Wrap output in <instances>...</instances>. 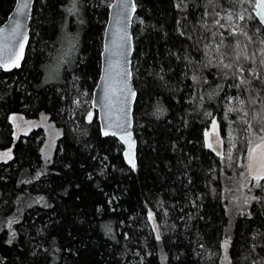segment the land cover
Instances as JSON below:
<instances>
[{
  "label": "trees",
  "instance_id": "trees-1",
  "mask_svg": "<svg viewBox=\"0 0 264 264\" xmlns=\"http://www.w3.org/2000/svg\"><path fill=\"white\" fill-rule=\"evenodd\" d=\"M112 1L76 0L70 12L72 0H36L22 66L0 67V150L13 154L0 161V264H220L227 238L233 264H264V179L233 209L239 165L206 136L217 121L230 147L234 132L236 157L259 141L264 25L255 0H136V167L91 114ZM15 3L0 0V23ZM14 113L56 125L51 160L44 128L16 136Z\"/></svg>",
  "mask_w": 264,
  "mask_h": 264
},
{
  "label": "water",
  "instance_id": "water-1",
  "mask_svg": "<svg viewBox=\"0 0 264 264\" xmlns=\"http://www.w3.org/2000/svg\"><path fill=\"white\" fill-rule=\"evenodd\" d=\"M19 2L20 0H16L7 19L0 23V48L8 45L0 54V64L3 65L0 67L4 71H12L22 66L30 42L36 0H26L28 7L24 9L25 15H19L17 12ZM136 12V0H113L110 4L101 54V72L93 91L91 111V114L97 111L103 136H114L123 145L125 162L131 167L138 164V139L134 119L138 91L133 79L135 51L133 25ZM255 15L260 21L256 11ZM17 19L21 25L20 34L12 38L11 29ZM17 61L19 67H12L11 65ZM214 126L219 129L217 121L212 127ZM208 135L207 133V138ZM261 143L262 141H259L255 145ZM249 175L253 179L264 176V169H261L258 163L253 165L251 157Z\"/></svg>",
  "mask_w": 264,
  "mask_h": 264
},
{
  "label": "rangeland",
  "instance_id": "rangeland-1",
  "mask_svg": "<svg viewBox=\"0 0 264 264\" xmlns=\"http://www.w3.org/2000/svg\"><path fill=\"white\" fill-rule=\"evenodd\" d=\"M59 59L55 61V65L53 66V69L56 71L57 66L59 64ZM57 75L58 73L55 72ZM54 74H51V78H54ZM10 119L13 123L14 127V134L16 136H20L23 134H28L32 130L43 127L44 128V136H43V144H42V152L43 156L46 158V160H51L53 158L55 148L57 145L58 138L60 136V131L56 127V125L49 119L47 115H42L39 118H28L24 114L21 113H14L10 115ZM213 126V125H212ZM208 130V144H210L212 147L217 149L221 156L223 157V161L227 163L229 166L233 165V163L236 161L235 164L239 165V167H242V172L240 171L239 167L236 168L238 178L236 182L234 183V187L230 189L229 193L230 195L235 196L233 199L234 202L231 203V207L233 209H241L244 205L247 206L248 203H251L256 196L253 194L247 193L246 189L248 184L255 180L250 177L249 175V155L248 150L252 148L256 143L252 142L249 146V149L246 151V154L243 155L241 153L242 148L240 149V155L238 157L234 156L235 149L238 143V139L236 137V134L232 131H230L228 137L230 140V147H227L225 145V139L222 138V136L219 135L218 129L216 126L212 127ZM260 136H264V133H260L258 136V140L261 141ZM257 140V141H258ZM13 157L11 149L7 150H0V161H7ZM239 197L245 199L243 203L241 202H235V199H238ZM151 222L155 231V234L157 238H160V230L159 225L155 219V217L151 218ZM225 241H228L227 250L225 251L224 243ZM223 243V252L220 259V264H233L232 259L230 257L229 253V247H230V239L227 238Z\"/></svg>",
  "mask_w": 264,
  "mask_h": 264
},
{
  "label": "snow or ice",
  "instance_id": "snow-or-ice-1",
  "mask_svg": "<svg viewBox=\"0 0 264 264\" xmlns=\"http://www.w3.org/2000/svg\"><path fill=\"white\" fill-rule=\"evenodd\" d=\"M73 2V8L72 9H69L70 12H74L76 9H75V3H76V0H72ZM209 2L211 3L212 0H209ZM238 2L240 3H244V2H251V0H238ZM28 7V4L26 2V0H20L19 2V6L17 8V12L19 15H25L24 13V9ZM254 10L257 12L259 18H260V23L261 24H264V0H255V4H254ZM217 15H219V13H217ZM238 18L243 20L245 19L244 15L241 13V14H238ZM249 19H252L251 16L248 17ZM228 19L231 20L232 19V16L229 15L228 16ZM215 23L217 25H220V21L219 20H216ZM21 25H20V22L19 20L17 19L15 22H14V27L11 29V37L12 38H15L16 36H18L20 34L19 32V29H20ZM220 27H223V25H220ZM260 29H257V31H259ZM243 30H241L242 32ZM234 32H230L229 35H233ZM244 35H247V33H243ZM223 35V34H221ZM249 40H251V37H249ZM261 43L264 44V40H261ZM8 45H4L3 48H0V54L3 53V51L5 49H7ZM22 58V57H21ZM261 64H264V59L261 60ZM0 66H3L2 64H0ZM12 67H19V63L18 61L14 64L11 65ZM224 67L228 68V67H231V65H224ZM241 71H243V69L241 68ZM245 81L241 80L240 81V84H235V85H232L236 88H240V86L242 84H244ZM231 99H236V98H231ZM78 103V101H77ZM243 103V102H242ZM229 111H235L236 109H233V108H229L228 109ZM258 123L261 125L260 128H259V132H254L253 134L255 135H259V133H264V120H261V121H258ZM249 128H251L252 126L249 125L248 126ZM108 133H105V135H107ZM260 139L262 141L261 144H257L255 145V147H252L248 150V155L251 157L252 161H253V165L258 163L259 164V167L261 169H264V136H260ZM209 147H211V145H209ZM259 152V155H257V153ZM252 167V165H250V168ZM260 179H264V176L262 177H259L257 178V183H256V186L257 187H262L259 183V180ZM150 216H151V213H150ZM11 241H9L10 243ZM227 245H228V241H225L224 243V247H225V251L227 250Z\"/></svg>",
  "mask_w": 264,
  "mask_h": 264
},
{
  "label": "bare ground",
  "instance_id": "bare-ground-1",
  "mask_svg": "<svg viewBox=\"0 0 264 264\" xmlns=\"http://www.w3.org/2000/svg\"><path fill=\"white\" fill-rule=\"evenodd\" d=\"M3 23V22H2ZM104 46V45H103ZM103 51V50H102ZM207 140H208V138H207Z\"/></svg>",
  "mask_w": 264,
  "mask_h": 264
}]
</instances>
